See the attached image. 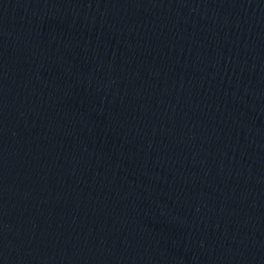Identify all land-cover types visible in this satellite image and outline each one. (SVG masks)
<instances>
[{
    "label": "water",
    "instance_id": "water-1",
    "mask_svg": "<svg viewBox=\"0 0 264 264\" xmlns=\"http://www.w3.org/2000/svg\"><path fill=\"white\" fill-rule=\"evenodd\" d=\"M0 45L264 135V0H0Z\"/></svg>",
    "mask_w": 264,
    "mask_h": 264
}]
</instances>
